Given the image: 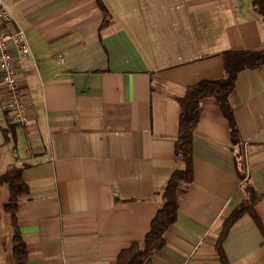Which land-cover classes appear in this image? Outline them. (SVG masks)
<instances>
[{
	"label": "crops",
	"instance_id": "1",
	"mask_svg": "<svg viewBox=\"0 0 264 264\" xmlns=\"http://www.w3.org/2000/svg\"><path fill=\"white\" fill-rule=\"evenodd\" d=\"M31 56L17 70L30 123L0 97V175L23 168L18 224L29 264H114L141 242L179 166L178 99L224 76L223 53L258 50L264 22L251 0H4ZM99 1L107 11L103 14ZM240 143L213 98L193 141L194 179L152 264H222L216 241L244 198L262 196L223 242L228 264H264V63L241 71L229 95ZM6 184L0 186L1 202ZM0 212V264H14Z\"/></svg>",
	"mask_w": 264,
	"mask_h": 264
},
{
	"label": "trees",
	"instance_id": "2",
	"mask_svg": "<svg viewBox=\"0 0 264 264\" xmlns=\"http://www.w3.org/2000/svg\"><path fill=\"white\" fill-rule=\"evenodd\" d=\"M104 15L107 11L99 1ZM253 10L264 22V0H251ZM224 76L219 80H202L185 88L184 95L178 99L180 106L179 131L175 140V154L179 166L161 190L162 205L158 209L150 224V231L141 242L134 241L123 249L116 257L114 264H152L153 254L166 245L165 233L176 222L181 195L186 186L194 179L193 141L194 134L203 108L205 98H213L222 113L229 121L231 139L234 144L240 143L239 132L235 123L229 95L235 87L238 74L244 69H254L264 63V44L258 50H227L223 53ZM243 178L241 184L244 198L223 221L216 241V250L221 257L222 264H228L223 254V242L232 226L246 213L250 214L258 223L259 219L255 206L261 195L253 185ZM8 187V199L0 200V212L7 214L13 229L12 257L14 264H29L28 251L24 242L17 217L20 195L28 191V185L23 179V168L12 166L0 175V186ZM1 199V193H0Z\"/></svg>",
	"mask_w": 264,
	"mask_h": 264
},
{
	"label": "built area",
	"instance_id": "3",
	"mask_svg": "<svg viewBox=\"0 0 264 264\" xmlns=\"http://www.w3.org/2000/svg\"><path fill=\"white\" fill-rule=\"evenodd\" d=\"M15 18L4 0H0V97L9 119L20 125L30 123V106L23 98L17 81V70L31 56L24 30L4 27L13 24Z\"/></svg>",
	"mask_w": 264,
	"mask_h": 264
},
{
	"label": "rangeland",
	"instance_id": "4",
	"mask_svg": "<svg viewBox=\"0 0 264 264\" xmlns=\"http://www.w3.org/2000/svg\"><path fill=\"white\" fill-rule=\"evenodd\" d=\"M0 113L3 114V112H2L1 109H0ZM7 199H8V189H6V190L4 191V193H3V200H4V201H7Z\"/></svg>",
	"mask_w": 264,
	"mask_h": 264
}]
</instances>
